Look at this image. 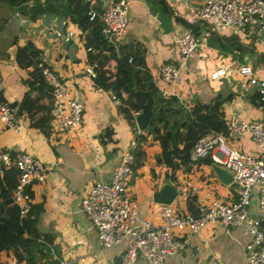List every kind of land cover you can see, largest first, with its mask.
Instances as JSON below:
<instances>
[{"label": "crops", "instance_id": "crops-1", "mask_svg": "<svg viewBox=\"0 0 264 264\" xmlns=\"http://www.w3.org/2000/svg\"><path fill=\"white\" fill-rule=\"evenodd\" d=\"M202 1L166 0L173 12L160 19L149 9L146 0H129L132 24L123 43L133 40L135 47H142L136 66L151 73L159 97L150 121L152 133L144 145L146 156L136 173L131 171L126 190L138 201L142 215L156 223H160V217L152 195L163 180H169L176 188L182 183L196 188L197 191L192 194L195 208L212 199L231 201L236 197L234 184H223L217 180L209 163L204 160L196 162L190 159L189 169H184L181 157L190 154L199 133L220 132L227 136L229 145L257 153V147L248 133L232 137L221 127L222 124L226 126L230 116L250 120L264 116L263 108L259 109L253 101L256 86L241 87L238 75L240 66L252 65L261 66L260 76H264V60L258 57L262 53L253 47L254 50L247 49L241 56L238 52L222 54L220 48L208 45L207 38L211 32L206 23L195 17L196 7ZM175 16H182L193 23L197 31L195 35L201 39L196 53L185 61L187 80L184 79L181 88L185 97L183 101L160 91V88L170 90L172 86L158 74L160 62L180 60L174 46V35L190 30L176 21ZM24 25L27 33L25 42L22 39L19 42L26 46L29 56L42 58L61 80L69 83L70 96L83 100V137L79 142L85 153L80 155L77 152L78 140H71L54 128L49 137L44 136L29 125L24 114L17 115L18 131L0 122V148L9 153L28 152L41 157L50 166L46 179L31 183L29 188L31 202L41 208L39 228L53 234L51 252L59 262L118 264L121 248H103L95 227L82 210L80 199L89 185L111 179L121 151L130 147L136 124L134 127L127 122L118 106L110 100L107 90H96L93 79L84 72L88 64L87 49L80 37L64 42L56 34L58 30L74 28V25L66 23L64 17L54 12L42 13L34 19L27 18ZM14 64L20 70L22 94V79L31 77L30 70ZM218 67H225L226 73L217 79L211 78L210 73ZM194 78L196 86L192 89L190 80ZM206 79L212 82V87L203 92L199 87ZM220 81L226 88L218 85ZM3 82L4 78L0 80V94L7 100L21 96L12 97L6 93ZM87 136L101 146L103 161L100 164H94L91 150L85 146ZM215 153L213 150L212 154ZM156 156L160 157L157 161ZM9 195L10 192L3 194L4 197ZM175 204L179 209H189L181 200H176ZM251 207H258L255 195ZM249 240L250 236L242 227L224 230L214 224L191 236L184 250L178 255L168 256L164 264H208L212 255L229 264H248L245 244ZM5 255L7 264L16 262L13 255ZM135 264H145V261L139 258Z\"/></svg>", "mask_w": 264, "mask_h": 264}, {"label": "built area", "instance_id": "built-area-1", "mask_svg": "<svg viewBox=\"0 0 264 264\" xmlns=\"http://www.w3.org/2000/svg\"><path fill=\"white\" fill-rule=\"evenodd\" d=\"M31 1L33 0L26 3ZM195 17L206 23L210 32L236 34L251 42L264 55V0H203L196 7ZM99 19L106 40L114 45L122 43L132 24L129 0H109L100 12ZM20 21L24 22V19ZM56 34L64 42L79 36L75 28L58 30ZM174 46L180 60L160 62L158 73L172 88H160V91L183 101L185 97L181 94V88L184 83L185 61L196 53L201 46V39L190 30L181 31L174 35ZM37 67L53 89L54 130L71 140H78L76 150L83 155L85 149L79 142L83 137V100L70 96L69 83L61 80L42 58L37 62ZM25 68L32 70V66ZM260 70L261 66L242 65L238 69V75L241 87L256 86L264 100V76H260ZM84 72L93 79L96 74L94 65L88 62ZM225 73V67H218L210 73V77L217 79ZM95 87L96 90L103 89L96 85ZM107 92L116 106L120 104L121 96L125 95L124 92L120 96L110 90ZM258 108L264 110V105L260 104ZM120 114L123 117L122 113ZM17 118L15 111L0 100V122L18 131ZM227 129L232 137L248 133L257 147V153L229 145L227 136L210 131L195 139L189 157L192 161H197L210 156L214 162L232 173L236 197L231 201L212 199L197 205L196 212L186 206V209H179L175 201L181 200L187 204L189 196L197 191L196 188L182 183L178 186V194L172 202L156 203L160 223L143 216L138 201L126 190L132 171L134 138L130 147L121 151L111 179L108 182H95L87 187L80 199L82 210L95 227L104 249L121 248L118 264H135L139 258H142L145 264H164L168 256L178 255L184 250L191 236L214 224L220 225L224 230L242 227L250 236V240L245 244L247 263L264 264V229L259 225L260 219L264 218V116L254 120L230 116ZM84 142L87 149L91 150L94 164H100L103 157L99 143L91 140L90 136H87ZM213 150L216 151L215 154H212ZM11 168H16L19 172L11 196L21 215H24L32 203L27 187L35 181H44L50 166L46 165L41 157L28 152L9 153L0 148V175ZM254 195L257 199V209L251 207ZM5 253L4 250L0 251V264H7ZM59 263L68 264L65 261ZM13 264L30 263L16 261ZM208 264L229 263L212 255Z\"/></svg>", "mask_w": 264, "mask_h": 264}, {"label": "trees", "instance_id": "trees-1", "mask_svg": "<svg viewBox=\"0 0 264 264\" xmlns=\"http://www.w3.org/2000/svg\"><path fill=\"white\" fill-rule=\"evenodd\" d=\"M20 15L28 19H34L40 14L54 12L65 18L66 23L74 25L80 39L87 49V60L94 65L95 76L93 82L105 90H110L118 96L122 92L121 102L118 110L122 113L127 122L135 127V116L140 111V104L145 101L142 94L137 90H152L154 96L153 114L155 103L159 97L156 84L151 73L136 66L137 59L142 55V47H135V41L114 45L109 43L103 32L99 14L103 10L100 0H4ZM149 9L162 19L169 16L173 8L166 0H146ZM93 14V15H92ZM176 21L189 27L195 34L193 23L182 16H175ZM194 29V30H193ZM208 45H214L222 51V54L238 52L241 55L247 49L254 50L255 45L249 41L241 39L236 34H226L212 31L207 38ZM257 48V47H256ZM14 60L19 67L32 66L31 77H24V90L19 98L7 100L0 94V100L13 109L16 115L24 114L31 127L38 129L44 136L49 137L53 130L52 106L54 102L53 89L47 84L43 75L38 70L37 62L39 57H30L25 45L15 46ZM260 59L264 57L258 55ZM256 105L263 104L264 100L258 90L253 95ZM153 117V115H152ZM152 120V119H151ZM150 120V121H151ZM224 130L226 126L222 124ZM134 133L135 146L132 149L133 172L143 164L146 156L144 145L152 133V124L149 123L145 130L139 131L136 127ZM205 132L199 133L198 136ZM228 133V131H227ZM195 138V139H196ZM194 139V141H195ZM194 143V142H193ZM160 157L156 156V161ZM184 169L190 166L189 153L181 157ZM197 160L196 162H198ZM136 173V172H135ZM19 172L16 168H11L0 175V251L13 255L17 262L25 261L30 264H58L59 260L51 252L54 236L50 232L39 228V215L41 208L35 203H31L30 209L24 215L14 204L11 190L17 182ZM5 192H10L8 197H4ZM27 192L32 196L31 189L27 187ZM189 209L193 212L197 210L194 204L193 195L187 200Z\"/></svg>", "mask_w": 264, "mask_h": 264}, {"label": "rangeland", "instance_id": "rangeland-1", "mask_svg": "<svg viewBox=\"0 0 264 264\" xmlns=\"http://www.w3.org/2000/svg\"><path fill=\"white\" fill-rule=\"evenodd\" d=\"M22 18L24 22L20 21ZM25 22H27V17L20 15L6 1L0 0V80L4 78L5 91L12 97L21 94L20 70L14 64V48L16 45L22 46L21 43L25 42L24 38L27 34L24 31ZM20 39L22 42H19ZM184 79L187 80L186 74H184ZM195 80L196 78L190 80L192 89L196 86ZM211 83L209 79H206L200 85L199 90L205 92L212 87ZM223 83L220 81L218 85L226 88Z\"/></svg>", "mask_w": 264, "mask_h": 264}, {"label": "water", "instance_id": "water-1", "mask_svg": "<svg viewBox=\"0 0 264 264\" xmlns=\"http://www.w3.org/2000/svg\"><path fill=\"white\" fill-rule=\"evenodd\" d=\"M102 7H106L109 0H101ZM264 37V31L262 32V38ZM264 40V39H263ZM144 96L145 101L140 104V111L135 116V124L139 131L145 130L153 115V105L154 96L152 90H137ZM201 160L209 163L211 171L213 172L215 178L222 182L223 184H230L233 182L232 173L222 166L212 160L210 156H207ZM178 194V189L175 184H172L169 180H163L161 186L153 193L152 198L156 203H170ZM259 225L264 229V218L260 219Z\"/></svg>", "mask_w": 264, "mask_h": 264}]
</instances>
